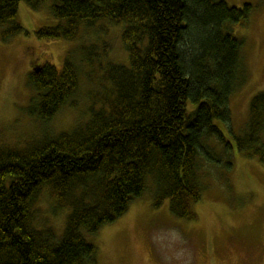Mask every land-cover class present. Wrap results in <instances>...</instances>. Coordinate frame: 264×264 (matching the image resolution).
Here are the masks:
<instances>
[{
  "label": "trees",
  "instance_id": "16d2710c",
  "mask_svg": "<svg viewBox=\"0 0 264 264\" xmlns=\"http://www.w3.org/2000/svg\"><path fill=\"white\" fill-rule=\"evenodd\" d=\"M22 0H0V34L22 32ZM39 8L47 0H25ZM52 13L65 22L42 25L39 38L75 39L100 19L124 23L129 64L110 63L111 92L94 99L89 117L23 148L0 146V264H96L95 233L127 212L155 186V205L170 199L180 218L196 219L205 163L229 182L234 144L216 122L231 120V95L249 78L243 50L251 4L225 0H54ZM82 61L92 63L90 46ZM73 52L58 69L34 63L28 81L35 91L29 111L49 122L77 92L80 65ZM239 154L264 163V89L255 93L238 130L230 126ZM50 184L60 207L71 208L63 236L35 224L34 204Z\"/></svg>",
  "mask_w": 264,
  "mask_h": 264
},
{
  "label": "rangeland",
  "instance_id": "374dc122",
  "mask_svg": "<svg viewBox=\"0 0 264 264\" xmlns=\"http://www.w3.org/2000/svg\"><path fill=\"white\" fill-rule=\"evenodd\" d=\"M225 1L237 7L253 6L246 25L235 26L236 35L246 38L243 55L249 78L230 97L231 120H216L234 144L231 179L228 182L220 168L205 163L204 191L194 203L196 219L176 216L169 198L156 206L155 186L149 179L146 192L132 201L126 213L95 233H85L97 247L96 264H264V163L239 154L229 128L239 129L247 119L252 96L264 89V0ZM53 2L33 8L20 1L18 20L24 30L9 40L0 34V146L21 149L86 120L91 106L101 105L94 104V99L111 92L105 69L110 63L129 64L122 41L124 23L100 19L92 27H81L72 40L39 38L40 26L65 22L52 13ZM83 46L91 47L92 63L82 61ZM71 50L80 65L79 87L71 100L76 106L68 102L49 122L42 121L29 111L35 91L28 73L33 62L48 61L61 69ZM57 198L46 184L34 208L36 226L53 228L59 241L71 208L60 207Z\"/></svg>",
  "mask_w": 264,
  "mask_h": 264
}]
</instances>
